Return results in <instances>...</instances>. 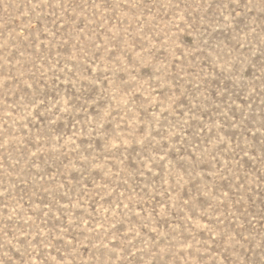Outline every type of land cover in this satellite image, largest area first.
<instances>
[{
	"label": "rangeland",
	"instance_id": "obj_1",
	"mask_svg": "<svg viewBox=\"0 0 264 264\" xmlns=\"http://www.w3.org/2000/svg\"><path fill=\"white\" fill-rule=\"evenodd\" d=\"M0 264H264V0H0Z\"/></svg>",
	"mask_w": 264,
	"mask_h": 264
}]
</instances>
